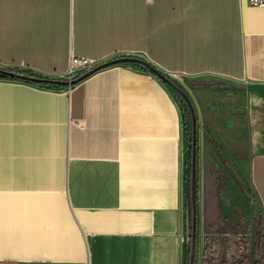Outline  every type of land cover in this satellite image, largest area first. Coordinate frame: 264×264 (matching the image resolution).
Instances as JSON below:
<instances>
[{"label":"crops","instance_id":"0c3cea01","mask_svg":"<svg viewBox=\"0 0 264 264\" xmlns=\"http://www.w3.org/2000/svg\"><path fill=\"white\" fill-rule=\"evenodd\" d=\"M72 57L97 65L71 79ZM1 74L0 264H184L185 125L172 75L247 86L264 217V4L0 0ZM193 131L192 119L189 151ZM213 204L209 224L220 220Z\"/></svg>","mask_w":264,"mask_h":264},{"label":"rangeland","instance_id":"374dc122","mask_svg":"<svg viewBox=\"0 0 264 264\" xmlns=\"http://www.w3.org/2000/svg\"><path fill=\"white\" fill-rule=\"evenodd\" d=\"M168 83L184 113V264H264L263 210L249 168L247 86L209 75H172ZM192 119L193 151H189L187 130ZM215 159L222 168H212L210 160ZM217 200L220 220L209 224L204 221V207L215 211Z\"/></svg>","mask_w":264,"mask_h":264},{"label":"built area","instance_id":"2783aa9c","mask_svg":"<svg viewBox=\"0 0 264 264\" xmlns=\"http://www.w3.org/2000/svg\"><path fill=\"white\" fill-rule=\"evenodd\" d=\"M253 4L255 5H263L264 0H251ZM149 68L155 67L150 62L145 61ZM97 65L96 62H93L91 60H88L86 58H79V57H72L69 64V76L72 79L75 75L76 71H79L80 73H85L88 70L92 69L93 66Z\"/></svg>","mask_w":264,"mask_h":264},{"label":"trees","instance_id":"16d2710c","mask_svg":"<svg viewBox=\"0 0 264 264\" xmlns=\"http://www.w3.org/2000/svg\"><path fill=\"white\" fill-rule=\"evenodd\" d=\"M0 76H4V75L1 74ZM189 214L192 215V214H191V211L189 212ZM189 214H188V215H189ZM263 219H264V217H263ZM262 238H264V226H263V228H262ZM196 250H197V240H196V238H195V242H194V244H193V251H194V254H195ZM204 255H205V252H204ZM204 259H205V257H204Z\"/></svg>","mask_w":264,"mask_h":264},{"label":"water","instance_id":"95a60500","mask_svg":"<svg viewBox=\"0 0 264 264\" xmlns=\"http://www.w3.org/2000/svg\"><path fill=\"white\" fill-rule=\"evenodd\" d=\"M153 72H155L157 75H159V76H161V77H165L161 72H159L158 70H156L155 69V67L153 68V67H151L150 68ZM167 81H168V79L167 78H165ZM194 242H195V238H194ZM194 242H193V244H194ZM193 247V246H192ZM193 249V248H192Z\"/></svg>","mask_w":264,"mask_h":264}]
</instances>
